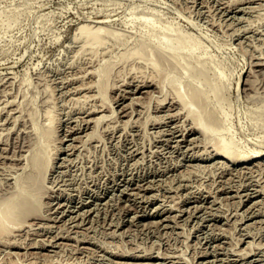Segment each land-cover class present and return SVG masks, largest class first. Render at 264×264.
I'll use <instances>...</instances> for the list:
<instances>
[{"label":"rangeland","instance_id":"1","mask_svg":"<svg viewBox=\"0 0 264 264\" xmlns=\"http://www.w3.org/2000/svg\"><path fill=\"white\" fill-rule=\"evenodd\" d=\"M244 1L0 0V209L21 185L37 197L22 199L14 234L8 241L0 237V264H223L236 257L264 264V158L242 162L239 155L217 157L213 149L222 136H232L237 151L264 150V0ZM142 15L172 38L178 28L186 46L196 41L195 57L178 47L175 58L165 55L159 66L149 59L119 63L136 40L148 33L157 42L163 35L141 25ZM99 18L116 33L108 38L114 51L98 64L73 66L76 26ZM108 60L113 65L104 69ZM196 86L199 96L190 98ZM46 108L54 112L51 125ZM196 117L205 131L193 127ZM35 123L41 130L50 126L56 146L31 175L27 162L41 134ZM239 246L243 254L249 247L248 254L237 253ZM176 255L180 260L173 262Z\"/></svg>","mask_w":264,"mask_h":264},{"label":"bare ground","instance_id":"2","mask_svg":"<svg viewBox=\"0 0 264 264\" xmlns=\"http://www.w3.org/2000/svg\"><path fill=\"white\" fill-rule=\"evenodd\" d=\"M241 1V0H240ZM244 1V0H243ZM247 1H249V0H247ZM238 2V1H237ZM245 2V1H244ZM240 4V3H239ZM239 4H238V6H239ZM40 6V5H39ZM98 10V9H97ZM91 12V11H90ZM95 12V11H94ZM93 13V12H92ZM95 13H97V11L95 12ZM94 13V14H95ZM88 14V13H87ZM90 14V13H89ZM93 14V15H94ZM99 14V13H98ZM153 14V13H152ZM97 15V14H96ZM108 15V14H107ZM144 15V14H143ZM140 16L139 18L142 20V22L140 23L141 25H143V26H148L151 30H154V31H156V33H160V31H162V29L161 28H159V26L158 25H156L155 24V22H151L150 20V18H148L149 16ZM87 15H85V17H86ZM105 16H106V14H105ZM96 17V16H95ZM89 18H91V17H89ZM102 18V17H101ZM106 18V17H105ZM87 19V18H86ZM107 19V18H106ZM105 19V20H106ZM109 20H111L110 18H108ZM104 19H102V20H100V18H99V20H94L93 21V19L91 20V22H86L85 21V23H78L79 25H77L76 26V28H77V30L73 33V37H72V41L77 45V47L75 48V49H73L74 51V53H73V55H72V57H71V64L73 65V63H87L88 64V62H93V61H96V63L98 64V62L100 63L102 60H104L105 59V57L106 56H108V57H110V54L114 51V48H113V45H114V43L113 44H111V43H109L110 41V39L108 40V38H109V34H113L112 36H116V33L113 31L112 32V29H110V27H108L107 25H105V24H101V23H103L104 21H105ZM106 22V21H105ZM161 29V30H160ZM172 30H174V32L175 31H177L176 32V36L174 37V38H172L171 36H170V34L169 33H165V32H161V33H163V35L161 34V36L162 37H159V35H157L158 37H157V42H154L153 40H152V37H149V36H147L148 35V33H147V35L146 36H144V37H142V38H140L138 41L136 40V42L134 43V44H132L130 47H128V48H126V49H123V51L119 54L120 55V58H119V63H124V62H130V63H132V64H136V63H139V65H141L140 64V62H137L138 60H148L149 59V61L153 64V65H155V66H159V64L161 63V61H163L164 59L163 58H165V55H167L166 57L168 58V57H173V58H175V52H176V48H178V47H181V48H185L186 47V51H187V56H189V58H190V56H192V57H195V56H193V52H194V50H195V48H196V45H197V42L196 41H190V43H188L187 44V46H186V44L184 43V39H185V36H184V34L182 33V32H178V28H173ZM158 31V32H157ZM172 34V33H171ZM151 35V34H150ZM169 40H171L174 44H172V45H170V44H168L167 43V41H169ZM115 46V45H114ZM150 47L149 48V51H146V47ZM72 52V51H71ZM149 52V53H148ZM154 54V56L153 57H147V55L149 54ZM204 54V53H203ZM196 56H198V55H196ZM202 56V55H201ZM200 56V57H201ZM185 57V56H184ZM163 59V60H162ZM169 59V58H168ZM167 59V60H168ZM196 59V58H195ZM199 59V58H198ZM197 59V60H198ZM202 59H203V57H202ZM165 60H166V58H165ZM200 60V61H199ZM198 60V62L199 63H201V64H203V62L204 61H202L201 59H199ZM204 60V59H203ZM67 61H68V59H67ZM98 61V62H97ZM1 63V62H0ZM68 63H70V62H68ZM95 63V62H94ZM113 61L111 62L110 60H108V61H105L104 62V64H103V68L105 69V68H107V67H109L110 65L112 66L113 64ZM256 63L257 62H255V65H256ZM259 63V62H258ZM262 63V62H261ZM261 63H259V64H261ZM91 64V63H90ZM93 64V63H92ZM69 66H70V64H68ZM71 65V66H72ZM73 66H76V65H73ZM79 66V65H78ZM77 66V67H78ZM81 67H82V65H80ZM90 66V65H89ZM261 66V65H260ZM263 66V65H262ZM84 67V66H83ZM86 67H87V65H86ZM86 67H84V68H86ZM1 68V67H0ZM88 68V67H87ZM91 68V67H90ZM93 68V67H92ZM261 69V68H260ZM263 69V68H262ZM5 70V69H4ZM13 70V69H12ZM264 70V69H263ZM1 71V70H0ZM87 73L89 74L91 71L90 70H88L87 69ZM90 71V72H89ZM104 71V70H103ZM157 71V70H156ZM262 71V70H261ZM264 72V71H263ZM4 73V72H3ZM3 73H1L0 72V75H1V77H2V74ZM202 73V71L200 72V74ZM8 74V73H7ZM13 74V73H12ZM4 75V74H3ZM10 76H12V75H10ZM91 76V75H90ZM90 76H88V77H90ZM240 76V75H239ZM78 77V76H77ZM77 77L76 78H74V80L75 79H77ZM80 77V76H79ZM78 77V78H79ZM83 77V76H82ZM82 77H80V78H82ZM88 77H86V78H88ZM3 78H5V77H3ZM3 78H0L1 80L3 79ZM7 78V77H6ZM91 78V77H90ZM90 78H89V80H87V81H90ZM103 78V77H102ZM102 78L100 79V81L102 80ZM8 79H9V77H8ZM84 79V78H83ZM82 79V80H83ZM239 79V78H238ZM237 79V80H238ZM5 81H6V79H4ZM3 80V81H4ZM11 80V79H10ZM73 80V82H75ZM5 81L3 82L4 84H5ZM9 81V80H8ZM78 81H79V79H78ZM92 81V80H91ZM90 81V82H91ZM148 81V80H147ZM7 82V81H6ZM81 83H82V81H80ZM86 82V81H85ZM141 83H142V81H140ZM145 82V81H144ZM2 83V84H3ZM79 82H77L76 83V86L77 85H79L78 87H82V89H83V87L85 86H81L80 84H78ZM86 83H88V82H86ZM146 83V82H145ZM152 83V82H151ZM242 83V82H241ZM244 83V82H243ZM242 83V84H243ZM90 84V83H89ZM89 84H87V86H85V88L86 87H88V86H90ZM130 85H131V83H129ZM134 84H136V83H134ZM133 84V85H134ZM139 84V83H138ZM92 86H94V84H93V82H92V84H91ZM146 84H144V86H145ZM149 85V84H148ZM147 85V86H148ZM139 86V85H138ZM138 86H136V87H138ZM142 86V85H141ZM74 87V86H73ZM75 88V87H74ZM73 88V89H74ZM90 88V87H89ZM142 88V87H141ZM218 88V87H217ZM87 89V88H86ZM130 90H131V88H129ZM193 89V90H192ZM191 89V92H190V98H192V97H194V95H196V94H194V93H197L198 94V96H199V93H200V91H201V89H199V88H197V86L196 87H193ZM75 90H76V88H75ZM93 90V89H92ZM140 90V89H139ZM138 90V91H139ZM80 91H82V90H80ZM79 91V92H80ZM89 91H90V89H89ZM134 91H135V89H134ZM134 91H132V92H134ZM141 91H143V90H141ZM88 92V91H87ZM92 92V91H91ZM81 93V92H80ZM79 93V94H80ZM83 93V92H82ZM93 93V92H92ZM134 93H136V92H134ZM142 93V92H141ZM125 94V93H124ZM82 95H84V94H82ZM85 95H86V92H85ZM93 95H94V93H93ZM126 95V94H125ZM128 95H130V94H128ZM127 95V96H128ZM177 95H178V98H181V95H180V93L178 92L177 93ZM87 96H90V94L89 95H87ZM92 96V95H91ZM126 96V97H127ZM139 96V95H138ZM197 96V95H196ZM197 96V97H198ZM93 97V99L95 98L94 96H92ZM135 97H137V96H135ZM121 99H122V96H121ZM124 99V98H123ZM130 99H132V98H130ZM97 101V100H96ZM93 102H94V104H95V101H92V104H93ZM123 102V101H122ZM91 104V105H92ZM93 104V105H94ZM96 104H100V103H96ZM124 105V104H123ZM127 105V104H126ZM124 106V107H127V106ZM186 105V103L184 102V106ZM100 106H102V105H100ZM90 107V106H89ZM89 107H87V109L89 108ZM94 107V106H93ZM105 107V106H104ZM162 107V106H161ZM10 108V107H9ZM96 108H97V106H96ZM101 108V107H100ZM264 108V107H263ZM11 109V108H10ZM10 109H9V111H10ZM80 108H78V110H79ZM86 109V108H85ZM90 109V108H89ZM120 109H122V105H121V108ZM53 109H48V108H46L45 109V111L46 112H44L46 115H47V118L49 119L48 120V123L49 124H47V125H51L52 124V121L54 120L53 118H55V116L53 117V111H52ZM84 110V109H83ZM92 110H93V108H92ZM95 110V109H94ZM96 110H98V109H96ZM100 110V109H99ZM98 110V111H99ZM127 110V109H126ZM80 111V110H79ZM101 111H103V109L101 110ZM81 112H83V111H80V113ZM88 113H86V114H89V112H91V111H87ZM118 112H119V110H118ZM121 112V111H120ZM125 112V111H124ZM93 113H94V111H93ZM92 113V114H93ZM100 113V112H99ZM103 113V112H102ZM170 113V112H169ZM175 113V112H174ZM173 113V114H174ZM10 114H12V112L10 113ZM44 114V115H45ZM118 114V113H117ZM173 114H167V117H165V118H168V116H170V115H173ZM177 113H175L173 116H175ZM263 114H264V109H263ZM262 114V115H263ZM45 115V116H46ZM103 115H104V113H103ZM102 114L101 115H97V116H94L95 117V119L96 118H99L98 116H100V118H103L104 116H103ZM121 115V114H120ZM126 115V114H125ZM119 116V115H118ZM214 116V115H213ZM212 116V118H214L215 116H216V118H218L217 117V114H215V116L213 117ZM79 117H80V115H79ZM82 117V116H81ZM177 117V116H176ZM175 117V118H176ZM84 118V117H83ZM169 118H172V117H169ZM197 118V120L195 121L196 122V125H194L193 127L195 128V127H197L196 129H198V128H202L203 127V122H202V120L200 119V118H198V117H196ZM216 118H214V119H216ZM224 118H225V120L227 119V115L226 114H224ZM78 118L76 117V120H77ZM84 119H86V118H84ZM89 119V118H88ZM74 120L75 119H73V122H74ZM78 120H80V119H78ZM90 120H91V122H92V120H94V119H91V115H90ZM99 120V119H98ZM98 120L96 119V120H94V122L95 121H97L98 122ZM172 120V119H171ZM81 121V120H80ZM82 121H84V120H82ZM89 120H85V122H88ZM165 121V120H164ZM170 120H168V122H169ZM77 122V121H76ZM93 122V123H94ZM161 123H162V121H160ZM51 123V124H50ZM69 123H70V121H69ZM68 123V124H69ZM96 123V122H95ZM38 124V123H37ZM67 124V123H66ZM73 124V123H72ZM75 124V123H74ZM77 124V123H76ZM92 124V123H91ZM165 124H166V121H165ZM169 124H171V123H169ZM195 124V123H194ZM71 125V124H70ZM69 125V126H70ZM82 124L80 123V126H81ZM87 125V124H86ZM109 125V124H108ZM39 126V125H38ZM38 126H36V123H35V133H36V135H38V134H40V131L39 130H41V126L40 127H38ZM77 126V125H76ZM88 126V125H87ZM173 126H177V125H174L173 124ZM172 126V127H173ZM71 127V126H70ZM192 127V128H193ZM78 128H81V127H79V125H78ZM86 128V127H85ZM178 128V127H177ZM204 129H205V127H203ZM202 128V129H203ZM207 128V127H206ZM36 129L39 131V133L38 132H36ZM42 129L43 130H41V134H40V137H38L39 138V142L37 141L36 142V144L34 145L35 147H36V150L34 151V149L33 148H35L34 146H32V148H29V149H33L32 151H33V154L32 153H30V155L32 156L31 158H30V162H27V164H32V166H30V168H32V173H31V175H36V173H38L39 172V168H40V165L41 164H43L44 162L45 163H47L52 157L50 156L51 154H54V153H51L52 152V149H53V146L55 147L56 145L55 144H53V143H51V136L53 137L54 136V133H52V131H51V128H50V126H47V127H45V129L42 127ZM69 129H72V128H69ZM166 129V128H165ZM164 129V130H165ZM170 129V128H169ZM172 129V128H171ZM189 129V128H188ZM203 129V130H204ZM66 130V129H65ZM64 130V131H65ZM68 130V129H67ZM73 130V129H72ZM75 130V129H74ZM79 130V129H78ZM206 130V129H205ZM204 130V131H205ZM63 131V132H64ZM81 131V130H80ZM172 131V130H171ZM170 131V132H171ZM175 131V130H174ZM177 131H178V129H177ZM180 131V130H179ZM184 131H186V130H184ZM73 132V131H72ZM83 132H84V130H83ZM83 132H81V134H83ZM182 132H183V130H182ZM194 132V131H193ZM38 133V134H37ZM68 133V132H67ZM74 133V132H73ZM88 133V132H87ZM87 133L86 132H84V136H85V134L87 135ZM165 133H166V131H165ZM171 133H173V132H171ZM180 133V132H179ZM189 133V132H188ZM187 133V134H188ZM53 134V135H52ZM64 134H66V133H64ZM163 134V133H162ZM167 134H169V133H167ZM182 134H184V133H182ZM69 135V134H68ZM67 135V136H68ZM165 135V134H164ZM173 135V134H172ZM181 135V134H180ZM191 135V134H190ZM82 136V135H81ZM35 137H37V136H35ZM69 137V136H68ZM74 137V136H73ZM75 137H76V135H75ZM75 137H74V139H75ZM77 137H80V136H78V134H77ZM77 137H76V139H77ZM61 138H63V137H61ZM64 138L66 139V137H65V135H64ZM181 138H182V136H181ZM180 138V139H181ZM36 139V138H35ZM52 139H54V138H52ZM68 140H69V138H67ZM73 139V140H74ZM75 139V140H76ZM80 139V138H79ZM83 139V138H82ZM81 139V140H82ZM172 139V138H171ZM183 139H185L184 137H183ZM191 139V138H190ZM189 139V140H190ZM72 140V139H71ZM78 140V139H77ZM175 140V139H174ZM179 140V139H178ZM192 140V139H191ZM60 141H62V140H60ZM70 141V140H69ZM177 141V140H176ZM180 141V140H179ZM261 141V140H260ZM34 142V141H33ZM32 142V143H33ZM53 142V141H52ZM71 142V141H70ZM74 142V141H73ZM72 142V143H73ZM80 142V141H79ZM71 143V144H72ZM182 143V142H181ZM69 144V143H68ZM74 144V143H73ZM76 144V143H75ZM74 144V145H75ZM63 145V144H62ZM66 145V144H65ZM236 145H237V143H236ZM258 145H260V144H258ZM30 146V145H29ZM28 146V147H29ZM72 146V145H71ZM76 146H77V144H76ZM215 146V147H214ZM65 147V146H64ZM69 145H68V149H69ZM56 148H58V147H56ZM215 148V149H214ZM28 149V150H29ZM67 149V150H68ZM73 150H74V146H73V148H72ZM213 149H214V152H215V150H216V155H217V157L219 156V157H223V158H229L230 156L232 157L233 156V160H234V158L236 157H234V155H239V158H238V156L236 157L237 158V160L238 161H247V160H249V159H260V158H264V150H261V148H260V150H256V149H254V150H256V151H253L252 153H242V151L240 152L239 150L237 151L236 149H237V147H235V140L233 139V137L232 136H229V137H224V136H222L220 139H219V141L218 142H216V144H214L213 145ZM53 150H55V148L53 149ZM57 150V149H56ZM59 150H60V148H59ZM64 150H65V148H64ZM24 151V150H23ZM30 151V150H29ZM31 151V152H32ZM61 151V150H60ZM237 151V152H236ZM55 152V151H54ZM67 152H69V151H67ZM71 152L72 151H70L69 152V154H71ZM74 152V151H73ZM213 152V153H214ZM51 153V154H50ZM57 153V152H56ZM63 153V152H62ZM211 153V152H210ZM237 153V154H236ZM21 155V154H20ZM19 155V156H20ZM26 155V154H25ZM55 155H57V154H55ZM54 155V157H56ZM65 155H67V154H65ZM210 155V154H209ZM5 156V155H4ZM27 156V155H26ZM26 156H25V158H26ZM7 157V156H6ZM30 157V156H29ZM53 157V158H54ZM64 157V156H63ZM208 157H210V156H208ZM18 159L20 158V157H17ZM57 158H59L58 156H57ZM207 158V157H206ZM28 159V158H27ZM63 159V158H62ZM61 159V160H62ZM215 159V158H214ZM216 160V159H215ZM224 160V159H223ZM227 160V159H226ZM233 160H232V162H233ZM263 160V159H262ZM221 161V160H220ZM236 161V160H235ZM260 161V160H259ZM258 161V162H259ZM218 161H216V163H217ZM228 162V161H227ZM261 162V161H260ZM260 162H259V164H260ZM215 163V162H214ZM221 162H219L218 164H220ZM257 163V161L255 162V164ZM262 163H263V161H262ZM261 163V164H262ZM223 164V167H224V165L226 166L227 164H225L224 162L222 163ZM236 164V163H235ZM239 165H241V164H239ZM245 165V164H244ZM253 165V164H252ZM257 165V164H256ZM255 165V166H256ZM263 165H264V163H263ZM220 166H222V165H220ZM247 166V165H246ZM245 166V167H246ZM31 170V169H30ZM146 181V180H145ZM148 181V180H147ZM255 182H257V181H255ZM142 184V183H141ZM252 184V183H251ZM260 184V183H259ZM149 186H150V184H148ZM137 186V185H136ZM135 186V187H136ZM139 186V185H138ZM142 186V185H141ZM146 186H147V182H146ZM146 186H144V188H146ZM251 186V185H250ZM260 186V185H259ZM143 187V186H142ZM24 187L21 185L20 186V188H18V190L20 189V190H25V189H23ZM134 188V187H133ZM138 188V187H137ZM242 188H244V187H242ZM248 188V187H247ZM250 188V187H249ZM253 188H254V186H253ZM256 188V187H255ZM140 189H141V187H140ZM220 189H222V187L220 188ZM252 189V188H251ZM16 191V194L14 193V195H12V196H14V197H10L9 199H8V201L5 203V205H4V207L2 208V209H0V237L1 238H3V240L5 239V240H7L8 241V239H10L11 238V235H9V233L11 232V228L13 227V225H16V224H14V223H16L17 222V220H19L21 217V215H22V213L24 212L23 210H22V205L24 204L23 203V201H22V199H24V198H26V197H30L32 194L34 195V193L32 192V194L29 196V194L31 193L30 191H28V192H30V193H27V191L24 193L23 191L21 192V191ZM146 190H148V188L146 189ZM237 190V189H236ZM246 190V189H245ZM244 190V191H245ZM253 190V189H252ZM256 190V189H255ZM143 191H144V189H143ZM220 191V190H219ZM250 190H248V192H249ZM258 191H259V188H258ZM247 192V190L245 191V194H247L246 193ZM254 193V192H253ZM256 193V192H255ZM259 193V192H258ZM28 194V195H27ZM243 195H244V193H242ZM251 194H252V192H251ZM194 195V194H193ZM193 195H191V196H193ZM200 195V194H199ZM203 195H204V193H203ZM248 195V194H247ZM250 195V194H249ZM198 196V195H197ZM245 196V195H244ZM252 196V195H251ZM36 197V196H35ZM203 196H201V198H202ZM242 197V196H241ZM31 198H34L33 196H31ZM100 198V197H99ZM187 198V197H186ZM185 198V199H186ZM190 198V197H189ZM189 198H187V199H189ZM251 198V197H250ZM30 199V198H29ZM190 199H192V198H190ZM197 199H198V197H197ZM196 199V200H197ZM208 199V198H207ZM244 199H246V198H244ZM247 199H249V198H247ZM33 200H35V202L37 201V197L36 198H34ZM59 200V199H58ZM83 200V199H82ZM82 200H81V202H82ZM184 200V199H183ZM242 200V199H241ZM255 200V199H254ZM253 200V201H254ZM260 200V199H259ZM184 201H186V200H184ZM188 201V200H187ZM200 201V200H199ZM205 201V200H204ZM245 201V200H244ZM60 202V201H59ZM86 202V201H85ZM197 202V201H196ZM252 202V201H251ZM23 203V204H22ZM202 203H204L203 201H202ZM256 203H258V200L256 201ZM56 204V203H55ZM60 204V203H59ZM68 204V203H67ZM81 204V203H80ZM164 204V203H163ZM250 204V202L248 203V205ZM70 205H72V204H70ZM75 205V204H74ZM76 205H78V204H76ZM171 205V204H170ZM170 205H168V207L170 206ZM174 205V204H173ZM194 205H196V203L194 204ZM200 205V204H199ZM256 205V204H255ZM258 205V204H257ZM257 205H256V207H257ZM57 206H58V203L56 204V208H57ZM67 206V205H66ZM172 206V205H171ZM170 206V207H171ZM178 206V205H177ZM183 206H184V204H183ZM187 206V205H186ZM244 206H246L247 207V205H244ZM65 207V206H64ZM74 207V206H73ZM76 207V206H75ZM173 207H176V206H173ZM179 207V206H178ZM189 207V206H188ZM202 207V206H201ZM245 207V208H246ZM251 207V206H250ZM67 208V207H66ZM177 208V207H176ZM185 208V207H184ZM196 208V207H195ZM194 208V209H195ZM249 208V207H248ZM247 208V209H248ZM253 208V207H252ZM58 209V208H57ZM63 210L65 209V208H62ZM61 209V210H62ZM145 209V208H144ZM166 209H167V207H166ZM170 209V208H169ZM175 209V208H174ZM180 209H182V208H180ZM186 209V208H185ZM197 209V208H196ZM250 209V208H249ZM56 210V209H55ZM72 210V209H71ZM82 210V209H81ZM141 210V209H140ZM157 210V209H156ZM159 210V209H158ZM164 210V209H163ZM171 210H172V207H171ZM183 210V209H182ZM244 210V209H243ZM246 210V209H245ZM252 210V209H251ZM68 211H69V209H68ZM78 211H79V209H78ZM85 211V210H84ZM88 211H89V209H88ZM149 211V210H148ZM161 211V210H160ZM159 211V212H160ZM249 211V210H248ZM257 211V210H256ZM53 212H54V210H53ZM57 212H58V210H57ZM64 212H65V210H64ZM67 212V211H66ZM82 212V211H81ZM155 212V211H154ZM170 212V211H169ZM168 212V213H169ZM183 211H181V213H182ZM187 213H188V211H186ZM194 212H195V210H194ZM242 212V211H241ZM241 212L239 213L240 215H241ZM253 211H251V214H253L252 213ZM259 211H257V213H258ZM263 213H264V211H262ZM56 212H54V214H55ZM60 213V212H59ZM62 213V212H61ZM60 213V214H61ZM71 213V212H70ZM74 213V212H73ZM87 213V212H86ZM178 213V212H177ZM180 213V214H181ZM195 213H197V212H195ZM245 213V212H244ZM243 213V214H244ZM24 214H28V213H24ZM58 214V213H57ZM76 214V213H75ZM74 214V215H75ZM160 214V213H159ZM170 214V213H169ZM188 214H190V212L188 213ZM187 214V215H188ZM249 214V213H248ZM259 214V213H258ZM261 214V213H260ZM71 216H72V213L70 214ZM70 215L68 216L69 218H70ZM83 215V214H82ZM153 215H155V214H153ZM185 215V214H184ZM194 215V214H193ZM257 215V214H256ZM54 216V215H53ZM52 216V217H53ZM77 215H75V217H76ZM175 216H179V214H174V217ZM190 216H191V214H190ZM242 216H244V215H242ZM56 217H57V215H56ZM74 217V216H73ZM159 217V216H158ZM161 217V216H160ZM168 217V216H167ZM166 217V218H167ZM223 217V216H222ZM259 217V216H258ZM51 218V217H50ZM55 218V217H54ZM53 218V219H54ZM68 218V219H69ZM79 218V217H78ZM162 218V217H161ZM164 218H165V216H164ZM171 218H173V216L171 217ZM171 218H169V219H171ZM175 218H177V217H175ZM250 218H251V216H250ZM256 218V217H255ZM260 218H262V217H260ZM71 219V218H70ZM168 219V218H167ZM243 219H244V217H243ZM74 220V219H73ZM76 220V219H75ZM161 220V219H160ZM240 220V219H239ZM21 221H22V219H21ZM20 221V222H21ZM159 221V220H158ZM263 221V220H262ZM19 222V223H20ZM155 222H157V220L155 221ZM259 222H260V219H259ZM18 223V222H17ZM11 224H13L12 226H11ZM241 224V223H240ZM242 224H244V223H242ZM250 224V223H249ZM248 224V225H249ZM21 225V224H20ZM247 225V224H246ZM245 225V226H246ZM47 226V225H46ZM46 226H43L44 228H48V227H46ZM244 226V227H245ZM18 227V225L17 226H15V228H17ZM19 227H21V226H19ZM241 227V226H240ZM249 228V227H248ZM248 228L246 227V229L248 230ZM14 229V228H13ZM19 229H21V228H19ZM41 229V228H40ZM50 229V228H49ZM18 230V229H17ZM14 231V230H13ZM12 231V232H13ZM16 231V230H15ZM14 231V232H15ZM46 231V230H45ZM245 232V231H244ZM243 232V233H244ZM247 232V231H246ZM249 232V231H248ZM247 232V233H248ZM38 233V232H37ZM246 233V234H247ZM262 233H264V232H262ZM10 234H14V233H10ZM62 234V233H61ZM220 234V233H219ZM224 234V233H223ZM245 234V235H246ZM250 235H252L251 233H249ZM248 234V235H249ZM254 234V233H253ZM59 235V234H58ZM58 235H57V238H58ZM67 235H69V234H67ZM222 235V234H221ZM220 235V236H221ZM244 235V236H245ZM263 235V234H262ZM63 236V235H62ZM70 236V235H69ZM68 236V237H69ZM216 236V235H215ZM226 236V235H225ZM64 237V236H63ZM67 237V236H66ZM253 237V236H252ZM53 238H55V237H53ZM72 238V237H71ZM219 238V237H218ZM238 238H240V237H238ZM241 238H244V237H241ZM50 239H52V238H50ZM209 239V238H208ZM246 239V238H245ZM44 240V239H43ZM84 240V239H83ZM211 240V239H210ZM242 240V239H241ZM48 241V240H47ZM46 241V242H47ZM52 241H53V239H52ZM82 241V240H81ZM219 241V240H218ZM222 241V240H221ZM244 241V240H243ZM4 242V241H3ZM6 242V241H5ZM4 242V243H5ZM48 242H50V241H48ZM47 242V243H48ZM56 242H59V240L57 241L56 240ZM212 242V241H211ZM226 242V241H225ZM240 242V241H239ZM251 242V241H250ZM250 242H248V243H250ZM0 243H2V241L0 242ZM9 243H10V241H9ZM13 243V242H12ZM55 243V242H54ZM206 243V242H205ZM214 243H216V240H215V242ZM214 243H212V244H214ZM218 243V242H217ZM220 244H221V242H219ZM223 243V242H222ZM14 244V243H13ZM42 244V243H41ZM46 244V243H45ZM57 244V243H56ZM2 245V244H1ZM5 245H6V243H5ZM9 245V244H8ZM40 245V244H39ZM44 245V244H43ZM51 245H52V243H51ZM54 245V244H53ZM57 245H59V244H57ZM205 245V244H204ZM210 246H211V243L209 244ZM217 245V244H216ZM249 245H253V244H248V246ZM9 246H11V243H10V245ZM37 246V245H36ZM41 246V245H40ZM60 246V245H59ZM213 246H215V245H213ZM220 246V245H219ZM222 246V245H221ZM220 246V247H221ZM224 246V245H223ZM35 247V246H34ZM217 247V246H216ZM240 247V246H239ZM239 247H237V248H239ZM250 247V246H249ZM249 247H248V249H249ZM251 247H253V246H251ZM250 247V248H251ZM39 248V247H38ZM211 248V247H210ZM213 248V247H212ZM215 248V247H214ZM225 248V247H224ZM255 248V247H254ZM254 248H252V250L254 249ZM205 249V248H204ZM227 249V248H226ZM225 249V250H226ZM234 252L236 251V250H238L237 251V253L239 252V250H241V247L239 248V249H236V247H235V249L236 250H234V248H231ZM243 249H246V248H244L243 247ZM248 249H246V250H248ZM206 250V249H205ZM204 250V251H205ZM225 250H223V251H225ZM245 250V252L247 253V251ZM256 250V249H255ZM207 251V250H206ZM205 251V252H206ZM217 251V250H216ZM215 251V252H216ZM219 251L221 252L222 250H220L219 249ZM227 251V250H226ZM233 251H230V252H233ZM257 251V250H256ZM260 251V250H259ZM208 252V251H207ZM227 252H229V251H227ZM226 252V253H227ZM251 252V250L249 251V253ZM160 253V252H159ZM218 253V252H217ZM240 253V252H239ZM246 253H244V254H246ZM257 253V252H256ZM121 254V253H120ZM164 254V253H163ZM163 254H161V255H163ZM202 254V253H201ZM200 254V255H201ZM213 254V253H212ZM216 254V253H215ZM231 254V253H230ZM235 254V253H234ZM240 254H243L242 252L240 253ZM244 254L242 255V256H244ZM248 254V253H247ZM255 254V253H254ZM260 254V253H259ZM123 255H125V254H123ZM136 255V254H135ZM148 255H151V254H148ZM158 255V254H157ZM160 255V256H161ZM167 255V254H166ZM165 255V256H166ZM168 255H170V254H168ZM167 255V256H168ZM171 255H173V254H171ZM170 255V256H171ZM207 255V254H206ZM214 255V254H213ZM218 255V254H217ZM238 255V254H237ZM236 255V256H237ZM257 255H258V253H257ZM263 255H264V253H263ZM119 256V255H118ZM136 256H138V255H136ZM140 256V255H139ZM147 256V255H146ZM223 256V255H222ZM226 256V255H225ZM235 256V255H234ZM233 256V257H234ZM261 256V255H260ZM123 257V256H122ZM125 257V256H124ZM143 257V256H142ZM212 257V256H211ZM217 257V256H216ZM248 256H246V258H247ZM132 258V257H131ZM160 258V257H159ZM158 258V259H159ZM178 258H179V256H178ZM178 258H177V255H176V259L177 260H173V262L174 261H179L178 260ZM209 258V257H208ZM214 258V257H213ZM220 258H221V256H220ZM224 258V257H223ZM222 258V259H223ZM227 258V257H226ZM235 258V257H234ZM237 258V257H236ZM236 258L235 259H231V260H228V259H226V261H224V262H222L223 264H243L244 263V261H241L240 263H239V261L238 260H236ZM239 258V257H238ZM241 258V257H240ZM256 258H257V256H256ZM262 258V257H261ZM146 259V258H145ZM164 259V258H163ZM169 259V258H168ZM168 259H166V260H168ZM210 259H212V258H210ZM219 259V258H218ZM217 259V260H218ZM244 259V258H243ZM250 259V258H249ZM254 259H255V257H254ZM258 259H259V257H258ZM160 260V259H159ZM165 260V259H164ZM163 260V261H164ZM172 260V259H171ZM209 260V259H208ZM207 260V261H208ZM214 261H215V258L213 259ZM225 260V259H224ZM162 261V260H161ZM201 261V260H200ZM206 261V260H205ZM222 261V260H221ZM247 260H245V262H246ZM251 261H252V259H251ZM262 261H264V260H262ZM156 262V261H155ZM171 262V261H170ZM260 262V261H259ZM124 263V262H123ZM139 263H142V262H139ZM161 263V262H160ZM166 263H169V262H166ZM199 263V262H198ZM201 263V262H200ZM203 264H205L204 262H202ZM201 263V264H202ZM207 263V262H206ZM128 264V263H127ZM148 264V263H147ZM162 264V263H161ZM172 264V263H171ZM195 264H197V263H195ZM220 264V263H219ZM248 264V263H247ZM250 264V263H249ZM260 264V263H259Z\"/></svg>","mask_w":264,"mask_h":264}]
</instances>
